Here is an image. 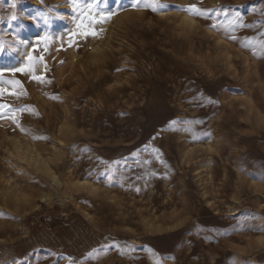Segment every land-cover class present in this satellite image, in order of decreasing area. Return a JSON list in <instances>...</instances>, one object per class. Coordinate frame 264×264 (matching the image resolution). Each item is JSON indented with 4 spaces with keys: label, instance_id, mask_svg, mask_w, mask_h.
Here are the masks:
<instances>
[{
    "label": "rangeland",
    "instance_id": "1",
    "mask_svg": "<svg viewBox=\"0 0 264 264\" xmlns=\"http://www.w3.org/2000/svg\"><path fill=\"white\" fill-rule=\"evenodd\" d=\"M133 2L0 0V264H264V0Z\"/></svg>",
    "mask_w": 264,
    "mask_h": 264
},
{
    "label": "snow or ice",
    "instance_id": "2",
    "mask_svg": "<svg viewBox=\"0 0 264 264\" xmlns=\"http://www.w3.org/2000/svg\"><path fill=\"white\" fill-rule=\"evenodd\" d=\"M98 2V0H97ZM73 3H75V0H73ZM140 0H134L132 7L136 8L139 6ZM95 7V3L90 4L88 6V12L87 15H85L84 12H81L80 14V22L77 24V31L72 33V36L69 39V46H72L73 44L76 43L75 41V37L76 36H80L83 38H87L89 36L91 37H96L98 35L97 31L95 30L94 25L96 23H104L106 22L108 19L111 18V15H114V13H110L107 16H100L99 19H97L95 16L92 15L91 10ZM144 7L146 8H151L152 11H156L158 7H163V5H161L159 3V0H148L147 3L144 4ZM184 11L194 15V16H198V17H202V16H206L208 11V9H202L201 7H198L196 4H191L188 7L184 8ZM10 22L11 21H15L17 20V16L15 14H12L9 17ZM85 20L89 21V24H85ZM234 23V21L232 22ZM241 27H246L247 25L241 24ZM213 28L216 27L215 24L212 25ZM230 39H236L235 36H230ZM15 39V37H14ZM48 40L47 35H45L44 37H41L40 42H46ZM19 44H25V41H21V40H17L16 41ZM16 49L11 48V47H7L4 44H0V54H5L6 52H11V51H15ZM36 51V48L33 47L32 52L28 53L27 59L28 61H30L31 63L26 64L23 67H19V68H12V69H3L0 70V82H3L7 85H10L12 89H14V91H9L8 88H0V99H3L5 94L9 95V96H13L16 99H19L21 96L26 95V91L23 90L22 86H21V81H19L18 79H11V80H7L4 81L3 77L5 75V72H10L12 73L13 76H15L16 73H27L30 77V79L34 82H36L37 84H50L51 80L47 79L46 77V73L48 71L47 65L44 62V57L41 56L39 58H34L33 57V52ZM45 52L48 51V48L45 47L44 49ZM39 65H43V72L39 75L36 74V68ZM52 99H58V97L53 96ZM19 111V112H29L32 115H39L37 112H35V110L28 105H25L21 108H13L11 105H8L6 103H0V117L2 118H6V119H10L11 122L22 132H25L26 129L23 127L22 123L20 122V119L17 118L14 115V112ZM176 122L173 121L172 124H175ZM198 123V121H197ZM207 135V133L205 134ZM154 152H158V149H154ZM145 164L150 163V161H144ZM155 173H153L154 175ZM109 249L112 248H116L118 253H122V249L119 247V245L113 243L111 245L107 246ZM93 251H95V249H93Z\"/></svg>",
    "mask_w": 264,
    "mask_h": 264
},
{
    "label": "bare ground",
    "instance_id": "3",
    "mask_svg": "<svg viewBox=\"0 0 264 264\" xmlns=\"http://www.w3.org/2000/svg\"><path fill=\"white\" fill-rule=\"evenodd\" d=\"M186 17H187V16H186ZM182 19H183V18H182ZM189 19H190V18H189ZM191 20H192V19H191ZM191 20H190V21H191ZM188 25H189V23H188ZM18 143H19V142H18Z\"/></svg>",
    "mask_w": 264,
    "mask_h": 264
}]
</instances>
